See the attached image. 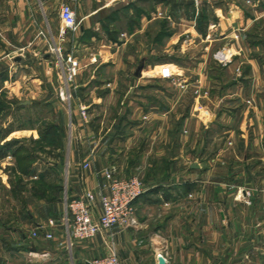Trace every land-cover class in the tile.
Here are the masks:
<instances>
[{"label": "crops", "instance_id": "0c3cea01", "mask_svg": "<svg viewBox=\"0 0 264 264\" xmlns=\"http://www.w3.org/2000/svg\"><path fill=\"white\" fill-rule=\"evenodd\" d=\"M67 1L0 0V98L5 90L3 98L15 100L18 89L34 82L51 85L47 34L62 44L64 25L52 9ZM250 1L249 7L242 0L71 1L79 22L68 31L77 39L74 50L117 58L100 62L110 78L90 74L81 85L89 86L92 104L110 106L99 115L109 123L76 126L94 140L71 147L67 192L61 195L54 183L45 186L36 205L19 211L11 224L0 222V264H89L113 250L123 264H159L160 256L166 264H264V59L244 39L264 20V5ZM146 2L157 7L150 16ZM201 15H208L203 31ZM157 19L167 34L163 45L151 47L156 60L135 68L134 61H122L133 46L130 39ZM219 51L234 56L217 64L221 73L214 74L210 56ZM38 70L41 75H34ZM113 102L121 104L118 113H112ZM39 135L38 128L9 122L0 126V145ZM144 138L149 142L139 145ZM92 149L94 160L84 170ZM108 167L119 177L146 168L135 225L115 227L112 236L70 238L61 221L66 200L87 189L97 193L108 183L102 175ZM1 177L9 185L8 174ZM96 205L100 214V198ZM51 219L58 221L50 224Z\"/></svg>", "mask_w": 264, "mask_h": 264}, {"label": "rangeland", "instance_id": "374dc122", "mask_svg": "<svg viewBox=\"0 0 264 264\" xmlns=\"http://www.w3.org/2000/svg\"><path fill=\"white\" fill-rule=\"evenodd\" d=\"M242 2L246 7H249L248 5L252 4L250 0H242ZM259 3L260 5H264V0H261ZM144 9L146 15L150 16L156 12L157 7L152 2H146ZM52 14L60 18V8L55 7L52 9ZM202 25L204 26V24ZM163 27V21L158 19L147 24L145 33L142 36H138V39H136V37L134 40L130 39L129 43L130 45H133L128 50L130 53L123 54L120 59L124 62L126 60L134 61V68L137 67L141 61L148 64L150 61L156 60V53H150L151 47H156L157 44L163 45L167 34V31L165 32ZM47 38L46 45L48 46L49 51L48 62L50 63L47 67L49 76H51L49 82L51 85L45 86L47 84H44L39 86L38 82H34L33 87L28 90L24 87L18 89L15 100L9 101L3 98L6 93L5 90L1 92L0 110L2 109V111L0 112V115L1 113H4L5 117L2 119L3 116H1L0 126L8 125V123L11 122L17 127L27 126L38 128L39 132L43 129L49 132L52 131L50 130L51 128L54 129V133H46L42 137L40 134L38 138L35 136L26 139H19L18 144L24 146V149L19 153V156L15 157L12 153L0 157V222L6 224H11L19 211L28 210L30 204L36 205L41 200L38 197H40L39 195L41 191L44 190L45 186L47 187L54 183L53 185L59 187L61 195H63L64 192H67V177L69 174L71 147L75 145V142L80 144L84 143L88 146L89 143H92L94 140L89 136L87 131L84 134L81 133V131L79 133L76 129V126L81 122V117H77V114L75 115V101H78V105L81 102L88 108V126L90 125L91 127L92 123H94V125L100 123L102 126H106L107 123H109L107 116L105 117L103 115V117L100 118L99 115L109 110L110 106L108 105L109 107L107 108V106L104 105V111L101 107H97V104H92L93 99L90 98V95L87 96L89 86L86 85L82 87L81 85L90 78V74H93L94 77L96 76L95 79L110 78L111 76L106 75V70L100 66V62H111L113 59L114 61L117 60V58H107L106 54H103L102 58L95 59L93 55L88 54V52H77L74 50L77 39H75L69 32L62 36V39L60 40L62 42L59 46L62 49L61 51H57L56 48L58 47L56 40L54 35L52 37L50 31L47 34ZM244 39L246 45L257 48V52H254V50L252 51L254 52V56L264 59L263 19L256 24V27L253 30L245 35ZM86 40L89 42L91 39ZM224 53L226 55L225 58L219 56L218 52H215L210 56L213 65L211 70L212 73L220 74L221 70L217 69V67H219L218 65L221 64L222 67V65H226L229 61L233 60L234 55L232 56L228 51H224ZM19 55L23 56L22 54ZM195 56L198 57L200 55L197 54ZM73 61L78 62V69L74 84L77 87L76 89L72 88L74 100L71 102L67 99V90L69 87L65 80V67ZM92 62H94V65H92L93 67L91 70H84V68H82L84 65H88ZM2 72H4V70L0 69V73ZM132 72L133 70H131L130 74ZM237 72H241V70L237 69ZM34 73L36 76L41 75L40 70ZM170 73L172 74L173 72L170 71ZM161 75L160 70H157L156 76L162 77L163 75ZM172 78L174 81L176 80V83H179V77L174 76ZM95 84H97V82ZM95 84H93V86H95ZM98 86H100V94L101 92L104 93L106 88L101 85ZM97 93H99V91ZM115 103L116 102L110 104L112 105L111 110L113 114L118 113L120 109H122L119 102ZM9 114L10 118L8 119L7 117ZM118 138H120V136H118ZM148 142L149 141L144 138L139 145H146ZM94 151L96 154L95 149ZM89 152L90 150H87V153ZM23 157H27L28 160L23 159ZM55 162L59 163L58 166L55 165ZM25 167H29L28 170L32 171V173H25ZM116 173L118 174V172ZM4 174H8L10 180L9 185L7 182H4V179L1 177ZM147 174L146 168L143 169V167H141V170L137 171L136 174L124 176H138L145 183V176ZM44 175L55 176H52L50 180H45L46 178ZM56 176L59 177V179Z\"/></svg>", "mask_w": 264, "mask_h": 264}, {"label": "built area", "instance_id": "2783aa9c", "mask_svg": "<svg viewBox=\"0 0 264 264\" xmlns=\"http://www.w3.org/2000/svg\"><path fill=\"white\" fill-rule=\"evenodd\" d=\"M71 1L68 0L60 8V18L63 22L62 36L68 31H75L79 22L77 13ZM57 51L61 47L57 46ZM219 56L226 57L224 52L219 51ZM78 69V62L73 61L65 67V80L68 84L67 99L74 100L72 88L76 89L75 76ZM75 86V87H74ZM79 117L83 127L87 126L88 108L79 103ZM89 160L82 164V169L86 170L94 160L95 151L90 150ZM102 175L108 183L97 193L87 189L78 197L66 200V213L61 221L64 222L69 231L70 238L85 240L91 239L99 233H108L112 236L115 227L127 228L136 223V201L146 191L145 183L138 176L119 177L114 168H106ZM105 189L107 191H105ZM100 198L101 213H97L96 201ZM58 220L51 219L50 224H56ZM34 237H39L38 232H33ZM47 238H52V234L45 233ZM89 264H123L122 259L116 250L93 259Z\"/></svg>", "mask_w": 264, "mask_h": 264}, {"label": "trees", "instance_id": "16d2710c", "mask_svg": "<svg viewBox=\"0 0 264 264\" xmlns=\"http://www.w3.org/2000/svg\"><path fill=\"white\" fill-rule=\"evenodd\" d=\"M200 20L201 21L199 22V27L203 31L204 27L207 28V25H208V15H201ZM202 24H204V27ZM0 111H2V109ZM50 130L52 131L49 132V131H45L44 129L40 130L41 137L45 135L46 133H49V134L54 133L53 128H51ZM18 142H19V139H14V140L8 141L5 144L1 145L0 146V157H4V155L6 156L9 151H11L15 157L19 156V153L24 149V146L19 145ZM23 159L28 160L27 157H23ZM28 169L29 167L24 168L25 173L26 172L32 173V171H29Z\"/></svg>", "mask_w": 264, "mask_h": 264}, {"label": "water", "instance_id": "95a60500", "mask_svg": "<svg viewBox=\"0 0 264 264\" xmlns=\"http://www.w3.org/2000/svg\"><path fill=\"white\" fill-rule=\"evenodd\" d=\"M143 67H144L143 64H141V65L138 67V69H137V73H136L138 76L141 74V72H142V70H143ZM159 264H166V261H165V259H164L162 256L159 257Z\"/></svg>", "mask_w": 264, "mask_h": 264}]
</instances>
